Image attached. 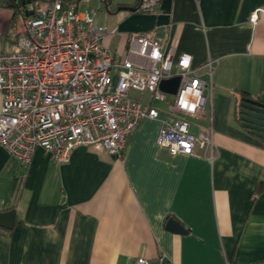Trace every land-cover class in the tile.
<instances>
[{
  "label": "crops",
  "instance_id": "0c3cea01",
  "mask_svg": "<svg viewBox=\"0 0 264 264\" xmlns=\"http://www.w3.org/2000/svg\"><path fill=\"white\" fill-rule=\"evenodd\" d=\"M7 1L0 0L1 51L14 48L26 15L51 2L30 8L22 0L16 9ZM137 3L118 2L105 24L98 13L96 20L117 35L149 33L175 59L189 53L196 67L219 59L215 96L206 119L197 118L208 125L192 127L196 134L213 127L215 148L199 143L192 154H172L157 143L161 119L148 118L121 156L77 145L61 163L38 147L22 166L0 146V213L16 211L12 227L0 224V264H135L138 257L159 264L161 254L175 264H264V140L238 112L242 97L264 90V0L120 9ZM2 103L0 91V110Z\"/></svg>",
  "mask_w": 264,
  "mask_h": 264
},
{
  "label": "built area",
  "instance_id": "2783aa9c",
  "mask_svg": "<svg viewBox=\"0 0 264 264\" xmlns=\"http://www.w3.org/2000/svg\"><path fill=\"white\" fill-rule=\"evenodd\" d=\"M160 2L140 0L137 10L155 12ZM98 10L51 0L25 16L24 33L12 50H0V146L22 166L31 163L38 147L61 163L77 145L121 156L130 133L148 118L161 119L157 143L172 154H192L199 143L213 150V127L196 134L190 119L207 117L219 59L196 67L189 53L175 59L158 38L140 31L128 32L117 53L106 45V36L119 30L98 23ZM257 18L254 13L251 21ZM176 76V93L161 89L163 79ZM162 112L172 118H162ZM158 260L175 264L165 254ZM135 264L150 262L138 257Z\"/></svg>",
  "mask_w": 264,
  "mask_h": 264
},
{
  "label": "water",
  "instance_id": "95a60500",
  "mask_svg": "<svg viewBox=\"0 0 264 264\" xmlns=\"http://www.w3.org/2000/svg\"><path fill=\"white\" fill-rule=\"evenodd\" d=\"M35 0H23L28 7H33ZM120 9L136 11L137 8L130 6H121ZM180 78L178 76L169 79H163L160 83L161 89L176 93ZM239 119L241 125L250 133L264 140V90L261 94L254 97H242L239 102ZM16 219V211L0 213V224L6 227H12Z\"/></svg>",
  "mask_w": 264,
  "mask_h": 264
},
{
  "label": "rangeland",
  "instance_id": "374dc122",
  "mask_svg": "<svg viewBox=\"0 0 264 264\" xmlns=\"http://www.w3.org/2000/svg\"><path fill=\"white\" fill-rule=\"evenodd\" d=\"M129 0H113L112 4L110 5L111 9H115L118 6V2H126ZM79 8L82 10H88L91 8H98V18L102 19V23H104L105 21V15L108 13L106 5L104 2H101L100 0H82L79 4H78ZM101 24V23H100ZM126 40H127V35H117L116 37H114L113 35H107L106 36V45H108L111 49H113V42L115 43L116 47H115V52L117 53H121L126 45ZM217 87L215 86V90H214V96H215V92H216ZM134 95H139L140 93L138 91H133ZM158 107H165V103L162 102H158L156 104ZM192 121V123H194V126L197 125H202V126H207L208 125V121H204L201 119H190ZM195 131V129L193 130Z\"/></svg>",
  "mask_w": 264,
  "mask_h": 264
},
{
  "label": "trees",
  "instance_id": "16d2710c",
  "mask_svg": "<svg viewBox=\"0 0 264 264\" xmlns=\"http://www.w3.org/2000/svg\"><path fill=\"white\" fill-rule=\"evenodd\" d=\"M10 2H6L7 4H10V5H12V6H14L16 9H19V7L21 6V4H22V0H20V4H15L13 1H11V0H9ZM42 2H48V1H51V0H41ZM70 1H72L73 3H75V4H78L81 0H70ZM139 2H140V0H138V3H137V6L136 7H138V5H139ZM104 3H105V5H106V8H107V10L108 11H111V9H110V5L112 4V1L111 0H104ZM263 87H264V78H263ZM248 93H246V92H244L243 93V95H247Z\"/></svg>",
  "mask_w": 264,
  "mask_h": 264
},
{
  "label": "flooded vegetation",
  "instance_id": "af4514ba",
  "mask_svg": "<svg viewBox=\"0 0 264 264\" xmlns=\"http://www.w3.org/2000/svg\"><path fill=\"white\" fill-rule=\"evenodd\" d=\"M241 121V120H240ZM241 123H242V121H241Z\"/></svg>",
  "mask_w": 264,
  "mask_h": 264
}]
</instances>
